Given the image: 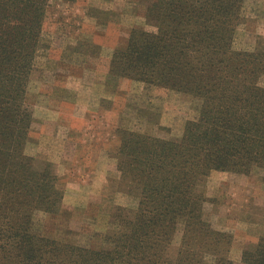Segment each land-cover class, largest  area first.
I'll return each mask as SVG.
<instances>
[{"label": "rangeland", "instance_id": "obj_1", "mask_svg": "<svg viewBox=\"0 0 264 264\" xmlns=\"http://www.w3.org/2000/svg\"><path fill=\"white\" fill-rule=\"evenodd\" d=\"M34 1L38 8L40 0ZM207 1L214 7L213 0ZM164 2L41 0L42 12L17 13L22 23L36 27L30 32L34 41L22 45L24 55L17 61V79L24 84L17 90L21 113H27L28 120L16 140L13 131L2 130L4 162L9 154L21 168L14 173L7 161L5 184L10 192L22 189L21 194L27 191L35 198L32 230L47 241L99 252L110 246L105 240L115 229L113 212L118 207L138 210L141 198L127 191L116 158L125 139L129 143L128 135H139L145 143L177 144L190 124L198 134L211 129L213 121H232L226 130L231 139L238 126L264 121V0H243L230 46L232 55L240 54L230 66V73L238 74L216 95L211 125L199 121L204 110L201 97L148 84L118 64L117 57L128 51L137 33L157 36L160 30L159 36L167 38L162 35L166 29L170 33ZM8 11H14L9 3ZM207 16L215 23L213 12ZM5 32L11 51L13 21ZM248 137L254 140L252 151L258 152L261 140L255 133ZM223 152L244 154L240 148ZM240 162L235 158L229 169L200 177L196 194L199 217L226 237L220 257L231 264H253L264 239V168L258 163L242 167ZM31 171L33 178H28ZM183 227L181 219L169 247L172 255L180 247ZM214 259L205 257L208 264Z\"/></svg>", "mask_w": 264, "mask_h": 264}, {"label": "trees", "instance_id": "obj_2", "mask_svg": "<svg viewBox=\"0 0 264 264\" xmlns=\"http://www.w3.org/2000/svg\"><path fill=\"white\" fill-rule=\"evenodd\" d=\"M8 3L13 13H9ZM212 3L214 7L209 8L207 0H165L163 16L170 23L167 26L170 33L166 29L162 35H168L167 38L159 36L160 30L157 36L137 33L128 51L117 57L118 64L148 84L160 83L201 97L204 110L199 121L205 125H211L208 121L213 117L216 95L222 94L225 83L238 74L230 73L231 61L240 57L239 53L232 55L230 46L243 0ZM35 5L34 0H0V264H208L207 255L214 256L213 264H231L220 257L226 237L213 232L199 217L200 197L196 186L199 178L207 176L209 171L229 169L235 158L242 167L258 163L264 168V121L261 120H252L259 122L247 128L238 126L231 139L226 130L232 128V121H213L211 129L198 134L191 131L195 124H190L183 141L177 144L149 140L145 143L139 135H128L129 143L126 145L125 139L123 151L116 158L127 191L138 195L141 201L136 212L121 207L113 212L111 224L115 229L106 234L105 240L110 246L99 252L47 241L33 232L35 198L27 191L21 194L22 189L10 192L12 189L5 184L6 162L12 163V158L7 154L4 162L5 142L1 138L4 128L13 131L12 140H16L28 120L27 113H21V93L17 90L24 84L17 79L21 69L17 61L24 55L22 45L34 41L30 32L36 26L22 23L17 13L42 12L44 3L40 0L39 7ZM177 12L180 18L175 16ZM212 12L215 23L208 20L207 13ZM12 21L16 36L10 41L9 51L5 27ZM223 112L230 116L228 108L224 107ZM252 133L261 140L258 152L252 151L254 140L248 137ZM213 147L219 150L212 152ZM228 148H240L244 154L236 157L224 154L223 149ZM12 167L14 173L20 168L13 163ZM32 174L33 171L29 172L28 178H33ZM181 219L183 237L172 255L169 247ZM253 257V264H264V239Z\"/></svg>", "mask_w": 264, "mask_h": 264}]
</instances>
